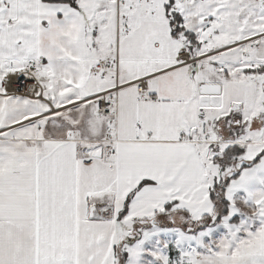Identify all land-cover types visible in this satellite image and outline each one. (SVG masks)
<instances>
[{"label":"snow or ice","instance_id":"6c2138e0","mask_svg":"<svg viewBox=\"0 0 264 264\" xmlns=\"http://www.w3.org/2000/svg\"><path fill=\"white\" fill-rule=\"evenodd\" d=\"M0 264H264V0H0Z\"/></svg>","mask_w":264,"mask_h":264}]
</instances>
